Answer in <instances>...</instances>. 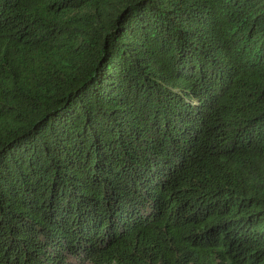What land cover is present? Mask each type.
Masks as SVG:
<instances>
[{"label":"trees","instance_id":"1","mask_svg":"<svg viewBox=\"0 0 264 264\" xmlns=\"http://www.w3.org/2000/svg\"><path fill=\"white\" fill-rule=\"evenodd\" d=\"M0 264H264V0H0Z\"/></svg>","mask_w":264,"mask_h":264}]
</instances>
